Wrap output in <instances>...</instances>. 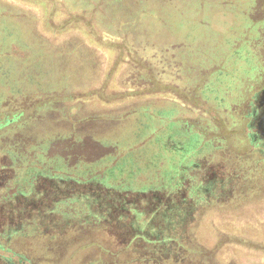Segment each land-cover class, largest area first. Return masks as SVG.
Here are the masks:
<instances>
[{
  "label": "flooded vegetation",
  "instance_id": "af4514ba",
  "mask_svg": "<svg viewBox=\"0 0 264 264\" xmlns=\"http://www.w3.org/2000/svg\"><path fill=\"white\" fill-rule=\"evenodd\" d=\"M196 2L201 10L220 15L238 1H213L204 8V0H172L171 12L193 10ZM247 11L259 15V26L245 58L207 64L179 37L177 70L158 77L173 98L131 101L133 106L108 111L94 127L96 116L85 117L73 93L95 85L99 60L79 59L87 65L84 77L65 83L64 92L57 90L72 98L55 102L57 109L34 128L40 134H91L120 153L97 161L103 164L97 170L73 164L66 173L79 182L72 185L54 177L57 173L43 177L44 172L33 171L49 185L28 188L25 178L31 171L0 164V249L12 254H0V264H264V138L257 129L264 111V1L256 0ZM26 31L30 41L40 37L29 27ZM46 65L44 80L60 85L52 63ZM218 69L223 73L216 85ZM234 72L241 82L225 90ZM126 74L138 93L151 92L141 89L145 85L128 69ZM208 83L224 89L208 92ZM161 110L176 111L185 123L160 127L155 116ZM153 125L166 137L153 135ZM179 150L184 161L173 170ZM129 161L135 172L124 169ZM84 174L92 181L86 184Z\"/></svg>",
  "mask_w": 264,
  "mask_h": 264
},
{
  "label": "trees",
  "instance_id": "16d2710c",
  "mask_svg": "<svg viewBox=\"0 0 264 264\" xmlns=\"http://www.w3.org/2000/svg\"><path fill=\"white\" fill-rule=\"evenodd\" d=\"M58 1L64 12L60 11L70 15L62 23L60 29L66 28L68 24L80 25L89 29L94 35L102 31L109 37L117 38V43L111 44L118 47L121 53H126V57L129 58L128 73L138 79L140 85H145L144 90L167 93L168 85L161 82L159 78H161L162 71L173 72L174 68L177 70L179 65L175 48L181 45V38L176 34L170 22L172 0ZM213 1L219 0H204V8L213 4ZM10 2V0H0V37L3 32H9L6 26L16 24L26 29L29 27L32 31L35 25L33 15L20 5ZM198 8L201 6L199 5ZM227 10L229 12V7ZM4 38L8 39L6 35ZM4 38L2 40L0 38V42H5ZM193 48L190 44L189 49ZM250 52V47L246 45L238 49L233 48L228 59H243ZM88 55L98 59L95 52L86 48L84 43L72 39L54 44L39 37L34 38L30 43L15 42L14 46L0 49V86L2 87L0 93H7L6 108L10 109V111L0 113V164L4 163V166L14 171L19 169L31 171L25 178L28 188L40 183L47 185L49 182L48 180L43 181L41 177L38 179L37 174L32 173L33 171L44 172L43 177L52 176L50 174L52 172L57 173L54 177L65 179L69 181L67 182L69 185H72L71 181L76 179L66 172L72 170L74 165L78 164V168L81 165L83 168L87 166V170H97L100 169L98 165H103L98 164L97 161L103 160L102 158L108 154H113L114 157L120 153V148L113 152L109 151L106 144L91 134H76L74 131L68 134L50 131L40 134V130L34 128L46 118L50 111L57 109L55 102L67 97L72 98V93L67 96L66 93H58L57 90L64 92L65 83L68 85L70 80L84 77L87 65L79 59ZM210 58L217 60L213 54ZM46 61L52 63L50 70L57 75L58 80L62 81L60 85L57 84L58 81L44 80L47 73L45 70L49 67ZM221 72L220 69L214 71L216 75L213 76L215 78L213 82L216 85L219 83ZM17 76H21L22 83L17 82ZM209 85L210 83L207 87ZM210 88L212 89H208V92L216 87L211 86ZM76 90L78 92L73 94L78 95L76 98L79 101L81 95H90L94 86ZM54 92L60 96L57 97ZM23 93L29 94L27 96ZM20 94L22 97L17 99ZM131 106L133 103L127 104L128 108ZM169 113L164 116L168 119H161V123L159 122L160 127L163 125L166 127L169 124L180 127L185 123L179 116L173 120L168 115ZM121 119L119 118L120 121ZM150 131L156 137H161L158 132H163L156 127H152ZM162 135L166 137L165 133ZM180 152L181 150L172 158L175 164L173 166L171 164L170 168L173 170H177L184 161V155ZM92 158H95V164ZM9 162L11 165H8ZM22 164L24 166H21ZM126 164L128 165L123 166L126 172L130 170L135 172V163L129 161ZM112 169L118 170L119 166H113ZM82 179L87 184L93 178L84 174Z\"/></svg>",
  "mask_w": 264,
  "mask_h": 264
},
{
  "label": "rangeland",
  "instance_id": "374dc122",
  "mask_svg": "<svg viewBox=\"0 0 264 264\" xmlns=\"http://www.w3.org/2000/svg\"><path fill=\"white\" fill-rule=\"evenodd\" d=\"M10 1V3L20 5L23 9L27 10L29 14L33 15L35 25L32 30L36 32L40 38L54 44L68 39H72L73 41L76 40V42L79 40V42L85 44L86 48L93 50L97 55L99 60V75L93 90L96 92H90V95H81L79 101L77 100V103L79 105L81 104V106L86 110L85 115L83 114L85 117L91 115L96 116V118L93 119L95 124L91 123L93 125L92 127L101 124V116L105 115L108 111H113L112 109L121 107L131 101L133 102L139 100L140 98L150 96L157 99V102L173 98L172 93H159V91L153 90H150L152 93H138V91L141 90L131 87L126 74L129 58L126 57V53H121L118 47L111 44H116L118 41L117 38H112V36L109 37L108 34L105 35L102 31H99L96 35H94L93 32L89 31V29L81 27L80 25L71 26L68 24L66 28L60 29L62 23L70 15L62 13L64 11H62L61 4H59L58 0ZM236 1H238L236 4L234 3L230 5L228 13L220 15L212 14L208 10H201V8H198L199 5H196L197 2L193 6L196 10L189 8L186 9V11L180 12L176 9L174 13H171L172 18L170 22L172 28L179 37L183 38L184 41L187 42V44H192L195 53H197V55H199L203 60L205 58L207 63L214 62V59L210 58L211 54L217 57V60L228 59L231 49H238L245 45L247 47L250 46L249 43H251L252 37L251 33L255 34L258 30L256 27L259 26V24H257L259 15L250 14L247 11V6L255 3L256 0ZM191 10L192 12L188 14L187 11ZM6 28L9 32H3L0 38L2 40V38L6 35L8 39L4 38L6 41L0 42V49L1 47L8 48L9 46H14L15 42H21L23 44L31 42L26 36H24V33L26 34L28 31H26L23 26L13 24L12 26H6ZM252 70H249L248 72L251 73ZM166 72L167 71H162L161 77H164L167 74ZM238 74L239 72L232 73V77L228 79L229 83L223 85L225 90L234 89L240 84L238 81L241 82V76H238ZM17 82H23L21 76H17ZM223 87L218 86L216 88L219 90ZM1 89L2 87L0 86V91ZM217 94L220 96L222 95V97L224 96V98L227 96V93ZM6 95L7 93H0V113L10 111V109L6 108ZM203 106L204 109L210 110L207 103H204ZM169 112L171 111H159V114L155 116L158 120V124L161 119H168L164 116H166L165 114ZM168 115L173 120L177 116L176 111H172ZM152 127L156 126L153 125ZM141 181L125 180L126 184L144 185L145 183ZM0 254L9 257L12 256L11 252L1 249Z\"/></svg>",
  "mask_w": 264,
  "mask_h": 264
},
{
  "label": "water",
  "instance_id": "95a60500",
  "mask_svg": "<svg viewBox=\"0 0 264 264\" xmlns=\"http://www.w3.org/2000/svg\"><path fill=\"white\" fill-rule=\"evenodd\" d=\"M257 129L260 132L261 136L264 138V111L261 112L258 118Z\"/></svg>",
  "mask_w": 264,
  "mask_h": 264
}]
</instances>
